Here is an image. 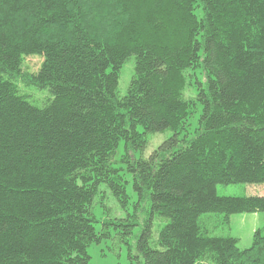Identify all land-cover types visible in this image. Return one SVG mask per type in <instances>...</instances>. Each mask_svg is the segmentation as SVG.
I'll use <instances>...</instances> for the list:
<instances>
[{
	"label": "trees",
	"instance_id": "16d2710c",
	"mask_svg": "<svg viewBox=\"0 0 264 264\" xmlns=\"http://www.w3.org/2000/svg\"><path fill=\"white\" fill-rule=\"evenodd\" d=\"M0 48V264H92L111 225L128 243V173L150 204L129 264H264L260 230L242 249L200 222L264 212V194L217 193L264 184V0H0ZM32 55L42 65L22 75ZM18 76L51 97L32 104ZM106 190L127 213L98 231Z\"/></svg>",
	"mask_w": 264,
	"mask_h": 264
},
{
	"label": "rangeland",
	"instance_id": "374dc122",
	"mask_svg": "<svg viewBox=\"0 0 264 264\" xmlns=\"http://www.w3.org/2000/svg\"><path fill=\"white\" fill-rule=\"evenodd\" d=\"M5 55L10 59L13 55L0 48V55ZM44 58L39 55L27 56L20 60L22 63V75L36 73L43 62ZM135 73V56L131 55L126 62H124L121 71L118 86V93L123 96L128 92L131 80ZM20 89V92L27 96V99L34 105L43 106L49 96L51 97L47 89H40L36 85L24 80L22 77H17L15 81ZM199 113L191 119V130H194L197 125ZM173 134L172 129H167L159 133L148 134V145L143 153V156L147 157L154 149H156L161 142ZM124 143L120 144L118 149V155L124 152ZM138 157L140 153L138 152ZM129 185L127 186L128 194L130 195L131 204L128 207L129 212H135L138 216L136 220L138 225L134 227L135 233L130 237L128 243L127 240H122L119 233L122 230L110 226L112 230V236L105 237L100 242L90 245L88 252L91 257L92 264H129L136 262L130 259V249L136 253V240L138 234L141 233L143 226H145V219L148 217L147 205L149 202H142L137 196V193L133 189V180L131 177ZM108 197L105 199L107 207H103L97 204L94 211L99 220L96 224L98 231L104 229V223L111 220L115 216H125L127 212L123 209L119 210L121 206L105 191ZM218 195L222 196H249L264 194V184H230L217 186ZM137 203V204H135ZM200 222L202 226L207 230V233L211 236H233L239 238V247L242 249L249 248L253 244V237L256 230H260L264 235V212H246L232 214L230 222L227 224L224 221L223 214L217 213H205L200 216ZM159 229V221L154 222L153 231L156 232L154 241L157 240V230ZM119 234V235H118ZM152 244L155 246L154 242Z\"/></svg>",
	"mask_w": 264,
	"mask_h": 264
}]
</instances>
